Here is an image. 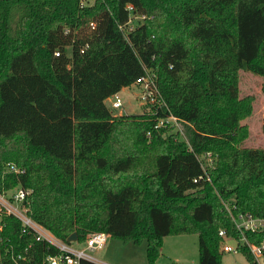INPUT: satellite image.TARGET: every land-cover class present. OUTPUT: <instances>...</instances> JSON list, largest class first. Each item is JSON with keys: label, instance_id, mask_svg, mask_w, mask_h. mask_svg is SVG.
I'll list each match as a JSON object with an SVG mask.
<instances>
[{"label": "trees", "instance_id": "1", "mask_svg": "<svg viewBox=\"0 0 264 264\" xmlns=\"http://www.w3.org/2000/svg\"><path fill=\"white\" fill-rule=\"evenodd\" d=\"M244 69L264 78V0H0V193L29 190V217L69 245L102 232L155 264L165 237L196 234L199 264H220L222 230L256 264L239 241L264 230L242 236L225 208L264 218ZM145 71L166 107L114 116L105 100ZM58 254L0 210V264Z\"/></svg>", "mask_w": 264, "mask_h": 264}, {"label": "rangeland", "instance_id": "2", "mask_svg": "<svg viewBox=\"0 0 264 264\" xmlns=\"http://www.w3.org/2000/svg\"><path fill=\"white\" fill-rule=\"evenodd\" d=\"M92 3L94 0H84ZM239 94L240 96L252 95L254 97V110L251 116L242 123L249 128V137L243 143L245 147L264 148V133L262 125L264 120V78L254 75L247 70L239 72ZM140 87L131 85L123 88L117 96L121 100L122 107L112 110L114 116L141 114L148 112L150 106L140 98ZM111 100L107 98L105 105L110 108ZM179 138L186 139L188 125H178ZM232 246L234 242L225 241ZM81 247L80 245H74ZM146 244L133 245L124 244L118 239L108 238L105 247L99 251L88 252L98 264H147L145 258ZM199 264L198 262V237L196 234L171 235L163 239L160 255L155 264ZM220 264H248L244 255L232 252H223ZM264 264V262H262Z\"/></svg>", "mask_w": 264, "mask_h": 264}, {"label": "built area", "instance_id": "3", "mask_svg": "<svg viewBox=\"0 0 264 264\" xmlns=\"http://www.w3.org/2000/svg\"><path fill=\"white\" fill-rule=\"evenodd\" d=\"M133 85L140 87V98L145 104L166 107L157 88L155 75L153 73L145 71L142 76L135 80ZM117 94L108 98L111 100L109 106L110 110H115L122 107L121 100ZM164 123L170 124L175 132L181 133V131L178 129V125L182 122L172 115H169V117L166 119L161 120L159 125L161 126ZM199 160L203 168L212 164V157L210 154L202 156L199 158ZM8 171L18 172V170L13 165L8 166ZM29 194L30 191L23 188H14L5 193H0V210L5 214L14 216L20 222L23 231L30 230L33 232L36 235V240L45 241L49 245H52L58 249V255L52 257L47 256L43 260L42 264H79L80 260L82 259L96 262L93 257L88 255V252L102 250L105 247L109 236L102 232L88 234L85 241L81 244H78L81 247L69 245L57 240L52 234L43 229L29 217L27 210L24 207V201L29 196ZM225 208L234 224L235 229L242 236L245 231L256 233L264 230V218H254L250 215L234 214L231 207L225 205ZM219 236L223 240V252H232L234 254L238 253L237 240L228 238L225 232L222 230L219 231ZM227 240L233 241L234 245L229 246L225 244V241ZM239 243L246 246L256 264H262V262H264V240L256 245L249 243L245 237H242Z\"/></svg>", "mask_w": 264, "mask_h": 264}, {"label": "water", "instance_id": "4", "mask_svg": "<svg viewBox=\"0 0 264 264\" xmlns=\"http://www.w3.org/2000/svg\"><path fill=\"white\" fill-rule=\"evenodd\" d=\"M76 241V234L72 233L68 238L67 242H75Z\"/></svg>", "mask_w": 264, "mask_h": 264}, {"label": "crops", "instance_id": "5", "mask_svg": "<svg viewBox=\"0 0 264 264\" xmlns=\"http://www.w3.org/2000/svg\"><path fill=\"white\" fill-rule=\"evenodd\" d=\"M76 245H78V244H76Z\"/></svg>", "mask_w": 264, "mask_h": 264}]
</instances>
